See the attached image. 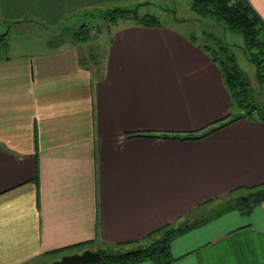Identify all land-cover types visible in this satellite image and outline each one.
<instances>
[{"label": "crops", "instance_id": "0c3cea01", "mask_svg": "<svg viewBox=\"0 0 264 264\" xmlns=\"http://www.w3.org/2000/svg\"><path fill=\"white\" fill-rule=\"evenodd\" d=\"M246 1L264 39V7ZM123 3L162 0H0V23L53 25ZM126 20L109 28L95 81L70 43L0 49V264L132 250L172 224L190 228L169 264H264V200L248 208L235 194L264 184V116L232 117L205 49Z\"/></svg>", "mask_w": 264, "mask_h": 264}, {"label": "rangeland", "instance_id": "374dc122", "mask_svg": "<svg viewBox=\"0 0 264 264\" xmlns=\"http://www.w3.org/2000/svg\"><path fill=\"white\" fill-rule=\"evenodd\" d=\"M260 5L264 7V0H257ZM146 2V1H144ZM194 0H162V4L147 5L143 3L129 5H113L112 10L115 7H122L129 11L137 12V16L153 15L158 18L160 25L167 27L187 38H192L194 45L207 48L210 55H213V49L217 50V44L221 41L223 44H227L230 47V51L235 64L239 71L242 73L245 81L249 84V91L247 94V100L245 104H252L258 108L251 115L261 114L264 115V81L260 84L258 80V72L256 63L249 60V57H255V50H252L250 54L244 51V40L242 35L237 31H232L220 26L211 25L214 18L202 15L197 6L193 5ZM260 7V6H259ZM261 8V7H260ZM104 8H102L103 10ZM101 9L86 10L79 15L76 14L72 17H65L57 24L48 25L44 23L36 22H9L5 21V24L0 23V38L1 47L9 46L11 54H27L33 51L42 49L46 44H54L59 41L61 45L70 43L72 48L76 50L80 56V63L86 67L90 73V78L95 81L97 78H104L107 73V58H108V46L111 42L109 35L112 32L110 27L114 22L108 20L107 13L104 14ZM111 10V11H112ZM129 18L126 23H133ZM122 21L124 19H118ZM83 25L88 29V37L84 38L87 31ZM211 34V37H207ZM264 56V47L259 50V59ZM264 73V70L262 69ZM263 78V77H260ZM243 107L235 106L231 108L232 117L242 118L251 116L247 113L249 109L241 110ZM264 188V184L256 186L252 189H240L235 194L243 195V198L247 200L249 197L246 194H255L259 190ZM201 209H196L191 215H195ZM176 228L174 224L169 225L166 229ZM161 235V232H153L141 242H147L149 244L151 239H155ZM153 242V240H152ZM143 246V245H142ZM88 249L89 247H85ZM83 247L77 248L74 251L82 253ZM137 248V247H136ZM129 250V249H127ZM107 252H116L115 248H107L104 250ZM171 251L169 256L171 257ZM58 260L60 255H55ZM98 261V260H96ZM135 264H153L152 261H142Z\"/></svg>", "mask_w": 264, "mask_h": 264}, {"label": "trees", "instance_id": "16d2710c", "mask_svg": "<svg viewBox=\"0 0 264 264\" xmlns=\"http://www.w3.org/2000/svg\"><path fill=\"white\" fill-rule=\"evenodd\" d=\"M194 6H197L199 12L203 15L211 17V20L214 18V21L211 25L223 26L232 31L239 32L244 40V51L248 54L255 50V57H248L249 60L253 61L257 67V76L258 82L264 81V56L259 59V50L264 47V39L262 37V21L259 16L254 12L249 3L246 0H194ZM139 6V4H138ZM108 20L112 22L118 19H129L132 18L136 24L142 26H156L160 22L157 17L153 15H143L141 17L137 16V12L129 11L124 8H115L110 10L107 13ZM84 29L86 28L83 25ZM87 34L84 38L88 37V29H85ZM207 37H211V34H208ZM3 38H0V41ZM193 42L192 38H189ZM194 43V42H193ZM51 45H60L57 40L56 43ZM199 47V46H198ZM230 46L226 43L223 44L221 41L217 44V50L213 49V55L205 49L213 62L217 63L222 75L224 84L227 86L230 94V106L234 107H243L241 110H246L247 113L253 114L255 111H258V108L252 104H245L247 100V94L249 91V84L245 81L242 73L239 71L233 56L231 55L228 48ZM0 43V49H1ZM263 77V78H260ZM264 116V115H263ZM227 117V116H226ZM238 119V118H234ZM232 119V120H234ZM229 120V121H232ZM226 123L219 121L214 127L210 130L220 128ZM193 134H187L185 138L191 139L195 138ZM264 200V188L259 190L257 193L247 197L246 206L250 208V205L261 202ZM188 227L181 228H169L163 232L162 236L152 243L145 244L141 247L135 249H123L116 252H104V249L97 250L100 254L98 261L89 262L86 264H135L142 261H152L153 264H169L175 259L169 256V248L171 240L178 234L182 233L189 229ZM85 245V244H81ZM76 247V246H75ZM74 248V247H72Z\"/></svg>", "mask_w": 264, "mask_h": 264}, {"label": "water", "instance_id": "95a60500", "mask_svg": "<svg viewBox=\"0 0 264 264\" xmlns=\"http://www.w3.org/2000/svg\"><path fill=\"white\" fill-rule=\"evenodd\" d=\"M100 258L98 252L90 250H83L82 253H74L66 256H62L59 260H55L50 264H86L94 262Z\"/></svg>", "mask_w": 264, "mask_h": 264}]
</instances>
